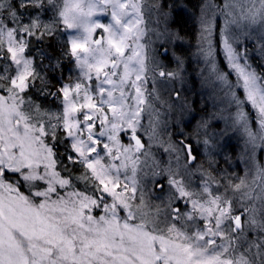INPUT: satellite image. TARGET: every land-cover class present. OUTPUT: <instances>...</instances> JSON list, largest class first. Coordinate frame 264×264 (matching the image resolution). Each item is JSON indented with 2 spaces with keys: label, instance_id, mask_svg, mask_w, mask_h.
I'll list each match as a JSON object with an SVG mask.
<instances>
[{
  "label": "snow or ice",
  "instance_id": "obj_1",
  "mask_svg": "<svg viewBox=\"0 0 264 264\" xmlns=\"http://www.w3.org/2000/svg\"><path fill=\"white\" fill-rule=\"evenodd\" d=\"M145 3L0 0V264H264V165L215 176L188 138L162 139L158 85L182 79L183 61L149 54ZM199 24L231 127L250 157L264 152L250 63L264 57V0H208Z\"/></svg>",
  "mask_w": 264,
  "mask_h": 264
},
{
  "label": "trees",
  "instance_id": "obj_2",
  "mask_svg": "<svg viewBox=\"0 0 264 264\" xmlns=\"http://www.w3.org/2000/svg\"><path fill=\"white\" fill-rule=\"evenodd\" d=\"M207 2L208 0H146L145 20L148 27L154 30L149 32L152 40L149 53L152 50V55L167 65L168 69L176 68V57L183 61L182 79L171 84L158 85L161 102L157 104V108L160 112L161 128L166 127L167 130V134L162 132L161 137L164 141L177 144L181 139L188 138L193 142V147L198 152V162L203 168L209 169L215 176L235 178L244 176L253 160L249 159V153L243 147L242 136L230 126L228 117L234 108L227 107L222 93L207 79L205 65L202 58L197 55L199 18ZM211 2L222 6L223 0ZM221 22L222 18L217 17L218 26L222 24ZM157 34L160 36L159 39ZM173 34H178L181 39L170 41L169 38ZM163 48H167L168 51L165 53ZM54 54L59 56L58 48ZM261 58L260 61L253 57L250 62L257 73L264 75V61L263 57ZM222 61L220 57L218 62L221 66ZM70 68V61L61 60L60 71L66 75ZM60 71L48 74L54 88L58 86L55 77L60 75ZM177 92L179 97L174 94ZM245 110L249 112L246 106ZM202 121L208 122L207 136L201 132L199 137H194V131ZM205 138L210 141L207 149L202 142ZM196 140L200 143H196ZM153 151L159 158L161 155L159 148L154 147ZM259 153L260 161L256 163L264 165L261 152ZM167 158L164 155V159Z\"/></svg>",
  "mask_w": 264,
  "mask_h": 264
},
{
  "label": "rangeland",
  "instance_id": "obj_3",
  "mask_svg": "<svg viewBox=\"0 0 264 264\" xmlns=\"http://www.w3.org/2000/svg\"><path fill=\"white\" fill-rule=\"evenodd\" d=\"M222 23V22H221ZM150 55H152V50H151V53H149ZM254 57H256V59L257 58H261V57H259V56H254ZM253 59V58H252ZM263 61H264V57H263ZM251 64H252V62H250ZM264 63V62H263ZM252 67H254L253 66V64H252ZM226 71L228 70V69H225ZM259 74V73H258ZM238 95H240V97L243 99V92L242 93H240L239 91H238ZM247 108H248V110H249V114H250V118H252L253 119V130H255V122H254V111L251 109V107L249 106V105H245ZM234 111V110H233ZM230 126H231V124H230ZM243 147H244V142H243ZM259 151L261 152V150L259 149V148H257V150H256V152L253 154V156L252 157H250L249 155V159H254V161L255 162H257V161H260V153H259ZM258 153H259V155H258ZM261 156H262V160H263V163H264V152H261Z\"/></svg>",
  "mask_w": 264,
  "mask_h": 264
},
{
  "label": "bare ground",
  "instance_id": "obj_4",
  "mask_svg": "<svg viewBox=\"0 0 264 264\" xmlns=\"http://www.w3.org/2000/svg\"><path fill=\"white\" fill-rule=\"evenodd\" d=\"M258 60L260 59V61L262 60V58H257ZM223 62V61H222Z\"/></svg>",
  "mask_w": 264,
  "mask_h": 264
}]
</instances>
